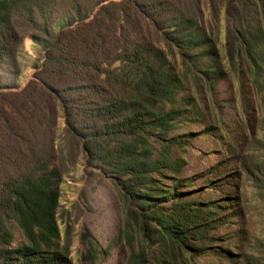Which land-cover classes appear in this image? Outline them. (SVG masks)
Instances as JSON below:
<instances>
[{"label": "trees", "instance_id": "1", "mask_svg": "<svg viewBox=\"0 0 264 264\" xmlns=\"http://www.w3.org/2000/svg\"><path fill=\"white\" fill-rule=\"evenodd\" d=\"M54 3L0 0V264H72L56 217L62 176L56 161L74 151L114 175L131 205L129 221L157 251L150 260L145 249L132 252L128 264H176L180 251L206 255L211 229L223 224L213 221L219 209L186 199L181 180L160 189L152 174L161 177L163 168L177 174V163L166 154L153 160L150 138L167 148L182 144L166 136L189 110L178 98L184 79L211 85L225 76L212 40L194 14L177 7L180 0H68L57 14ZM14 13L34 32L29 37L40 58L23 51ZM247 16L229 29L228 56L251 64L261 88L264 30L253 13ZM141 20L169 53L142 36ZM174 55L184 71L169 62ZM28 67L34 74L22 87L19 75ZM4 76L12 79L3 83ZM59 114L65 125L57 137ZM9 221L24 243L12 246Z\"/></svg>", "mask_w": 264, "mask_h": 264}, {"label": "rangeland", "instance_id": "2", "mask_svg": "<svg viewBox=\"0 0 264 264\" xmlns=\"http://www.w3.org/2000/svg\"><path fill=\"white\" fill-rule=\"evenodd\" d=\"M67 1L55 0L56 14L66 10ZM179 4L178 8L198 18L225 76L211 85L184 79L178 98L182 103L187 100L188 106L183 105L189 110L166 136L181 137V145L173 143L167 148L166 142L150 138L153 160L166 154L177 163V174L164 168L161 177L152 174L160 189L167 191L181 180L184 183L179 193L189 192L186 199L205 203L208 211L218 207L213 221L223 219L222 225L211 229L213 239L207 241L213 251L203 256L180 251L176 264H255L257 259L264 260V190L258 172L264 173V71L259 88L253 81L251 64L241 56L231 61L227 46L229 29L236 31L240 21L244 25L247 15L253 13L264 30V0H180ZM20 17L14 13L12 22L23 39L22 49L31 59L40 58L29 37L34 32L22 26ZM140 26L147 41L169 53L148 23L141 20ZM168 60L177 71L185 70L178 55L168 56ZM33 74L31 67L22 70V87ZM10 78L4 76L3 83ZM59 117L57 137L65 125L61 114ZM67 157L59 156L56 161L62 172L56 217L61 243L66 238L70 241L72 264H128L129 255L140 249H145L148 260L155 257V247L129 221L131 205L114 175L89 164L86 155L78 151ZM170 205L163 203L164 208ZM8 226L14 237L12 246L24 243L18 226L12 221Z\"/></svg>", "mask_w": 264, "mask_h": 264}]
</instances>
